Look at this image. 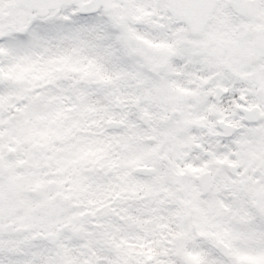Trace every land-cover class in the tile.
Instances as JSON below:
<instances>
[{
    "label": "snow or ice",
    "instance_id": "6c2138e0",
    "mask_svg": "<svg viewBox=\"0 0 264 264\" xmlns=\"http://www.w3.org/2000/svg\"><path fill=\"white\" fill-rule=\"evenodd\" d=\"M0 264H264V0H0Z\"/></svg>",
    "mask_w": 264,
    "mask_h": 264
}]
</instances>
